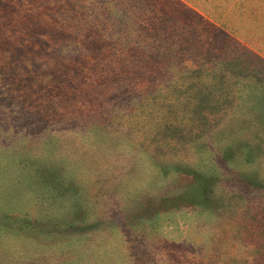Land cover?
I'll list each match as a JSON object with an SVG mask.
<instances>
[{
    "label": "rangeland",
    "instance_id": "374dc122",
    "mask_svg": "<svg viewBox=\"0 0 264 264\" xmlns=\"http://www.w3.org/2000/svg\"><path fill=\"white\" fill-rule=\"evenodd\" d=\"M244 49L264 0H0V264H264Z\"/></svg>",
    "mask_w": 264,
    "mask_h": 264
},
{
    "label": "trees",
    "instance_id": "16d2710c",
    "mask_svg": "<svg viewBox=\"0 0 264 264\" xmlns=\"http://www.w3.org/2000/svg\"><path fill=\"white\" fill-rule=\"evenodd\" d=\"M244 50H245V54H248V55H250V56H254V57L257 58L259 61H261L262 63H264V59L261 58L260 56L255 55L253 52H251V51H249V50H247V49H244ZM242 62H244V61H242ZM246 64H247V63H246ZM246 68H248V66H243L241 71H244V69H246Z\"/></svg>",
    "mask_w": 264,
    "mask_h": 264
}]
</instances>
